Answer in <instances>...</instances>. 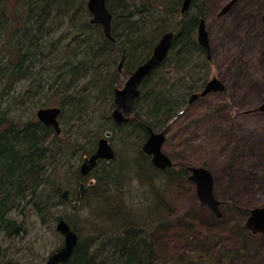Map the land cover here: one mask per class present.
Returning <instances> with one entry per match:
<instances>
[{
  "label": "trees",
  "instance_id": "16d2710c",
  "mask_svg": "<svg viewBox=\"0 0 264 264\" xmlns=\"http://www.w3.org/2000/svg\"><path fill=\"white\" fill-rule=\"evenodd\" d=\"M183 2L106 0L113 16L111 41L101 26L91 23L88 0H0V84H4L0 99L10 98L5 109L0 106V264L45 262L27 254L31 247L12 246L15 240L8 236L18 226L26 234L24 223L32 218L58 235L57 216L79 237L65 264H168L160 254L171 217L166 220L161 215L170 206L161 191L157 194L155 182L158 190L165 183L184 187L190 173L187 155L170 153L174 165L162 170L152 164L142 146L152 131L168 128L210 78L211 63L196 36L209 6L192 0L182 13ZM168 32L174 37L167 58L143 82L128 121L117 125L111 114L114 93L124 85L117 77L124 74L127 79ZM21 83L26 89L14 94ZM27 103L32 111L17 115L13 107ZM50 106L62 110L59 135L31 114ZM107 131L112 133V146L118 147L116 159L101 161L82 176L84 157L96 151L97 136ZM182 146L188 158L199 151L187 140ZM89 180H94L92 186L87 185ZM134 180L146 188L143 196H135L143 199L141 211L146 217L136 215L127 202L126 190ZM81 183L87 186L84 196ZM66 189L69 199L63 200ZM219 200L226 206L224 210L221 206L222 217H215L206 231L229 227L245 238L244 248H248L249 231L242 220L249 210ZM78 211L94 219L95 226L82 221L92 229L85 238L76 220ZM185 223V239L191 238L192 226ZM58 239L50 254L62 246L63 237Z\"/></svg>",
  "mask_w": 264,
  "mask_h": 264
},
{
  "label": "rangeland",
  "instance_id": "374dc122",
  "mask_svg": "<svg viewBox=\"0 0 264 264\" xmlns=\"http://www.w3.org/2000/svg\"><path fill=\"white\" fill-rule=\"evenodd\" d=\"M197 1L205 2L209 6L205 12L207 15L205 26L207 25L213 50L216 51L214 54L216 61L211 64L208 81L218 76L229 85V88L235 86L236 89L230 90L228 94H210L195 102H189L178 118L165 128L168 131V144L163 147V151L166 154L182 152L187 155L186 167H207L214 178V193L218 199L228 202L225 204L230 203L248 210L262 207L264 206V116L261 118L256 115L240 116V114L257 108L264 101V35H259L263 30L259 16L264 2L244 0L228 16L218 19L220 8L227 0ZM249 11L253 12V15L248 14ZM249 45L255 48L254 52H249L247 56L241 55ZM247 59L252 62V67L249 69ZM230 65H233L232 70ZM125 77L124 74H120L117 79L125 82ZM3 87L2 82L0 92ZM25 89L24 83H21L13 93L21 94ZM201 91L200 89L197 92ZM14 96L18 95H13V98ZM9 100L8 96L0 99V106L5 109ZM31 106L27 103L13 108L17 115H22L24 112L26 116L30 110L32 111ZM27 110L29 112H26ZM36 112L37 110L31 114L37 119ZM184 140L189 141L192 146H198V153L188 158L189 154L183 151ZM121 156L123 159L124 154ZM93 184L94 180H89L87 185ZM167 184L165 183L162 189L158 190V182H155L157 194L160 195L161 191L164 201L170 206L161 218L169 220L168 216H170L171 220L177 219L173 222L168 221L171 227L170 229L168 227L169 231L164 235L160 254L168 264H193L187 262L186 257L199 262L195 264H264L263 234L247 233L249 246L244 248L245 238L229 227L215 226L213 228L215 230L207 227L210 230L206 231V226L216 222L215 215L207 206L199 202L195 186L190 181L181 188ZM145 189L134 180L126 190L127 202L132 205L136 215H144V217L146 215L141 211L144 210L143 199H137L135 196H143ZM225 207L222 206V210ZM61 210L70 212V208ZM189 212L191 214L184 220ZM75 213L77 223L80 225L79 229L85 238L92 231L86 223H93L91 225L95 226L94 219L88 213L79 211ZM236 216L232 217L236 218ZM83 219L89 222H82ZM245 221L246 217L242 220L243 224ZM185 222L192 226L194 234L187 239L183 231ZM24 224L27 233L22 232L19 237L14 238L15 241L11 245H19L24 249L31 247L30 250H26L27 254L37 255L46 262L60 235H54L47 227L42 228L35 218ZM227 253H231V257H228Z\"/></svg>",
  "mask_w": 264,
  "mask_h": 264
},
{
  "label": "water",
  "instance_id": "95a60500",
  "mask_svg": "<svg viewBox=\"0 0 264 264\" xmlns=\"http://www.w3.org/2000/svg\"><path fill=\"white\" fill-rule=\"evenodd\" d=\"M192 0H185L183 4V12H185ZM237 0H233L227 7L221 12L224 14ZM88 9L91 14L92 23L99 25L103 28L105 36L113 41L112 37V14L109 12L106 6V0H89ZM174 37L173 32H168L162 36L158 44L155 46L151 57L143 64L137 67V69L130 75L125 82V85L121 89L115 90V110L112 117L117 125L124 124L128 121L126 116L130 115L135 104L136 99L140 95V88L145 79L167 58L169 50L171 48L172 40ZM198 42L203 47L210 59V41L209 35L206 30L205 21L202 20L198 27ZM124 62L121 61L119 65V71H122ZM224 91V85L217 78L210 80L201 94H194L191 97L190 103L198 100L201 97L212 92ZM61 108H42L37 111L38 120L49 127L54 128L57 134L61 133V126L59 117L61 115ZM253 112H264V102ZM250 113V111L248 112ZM166 131L159 133L151 132L150 137L142 146V151L151 156L152 164L159 169H167L172 167L173 163L168 155L162 151V147L166 141ZM112 133L107 132L105 137L99 140L98 148L95 153L83 159L80 165V172L82 176H88L102 160L114 161L116 159V153L112 148L109 139ZM189 171L191 176L189 181L196 187V192L199 201L207 205L208 208L217 216L221 217L219 209L220 202L214 197L213 186L214 179L211 172L205 167H190ZM86 192L85 184L81 185V195ZM63 200L69 198V191H65L62 194ZM57 231L64 236V245L55 251L45 264H65L71 258L74 249L78 243V235L71 229L67 221L59 216L56 217ZM245 227L253 234H264V207H257L250 210ZM21 232V226H18L13 232L9 234V237L18 236Z\"/></svg>",
  "mask_w": 264,
  "mask_h": 264
},
{
  "label": "flooded vegetation",
  "instance_id": "af4514ba",
  "mask_svg": "<svg viewBox=\"0 0 264 264\" xmlns=\"http://www.w3.org/2000/svg\"><path fill=\"white\" fill-rule=\"evenodd\" d=\"M233 0H227V2H225V4L220 8V11H219V13L220 14H218V19H222V18H224V17H226V16H228L231 12H232V10L234 9V8H236L238 5H240L242 2H244V0H237L235 3H232L231 4V6H230V8L224 13V14H222L221 15V12L227 7V5H229L231 2H232ZM263 2H264V0H263ZM262 10V12L260 13V16H259V19H260V21H261V26H262V28H263V30H262V32H260L259 33V35L261 34V35H264V6H263V8L261 9ZM253 12H248V14H252ZM253 15V14H252ZM205 16H207V15H205ZM205 16H204V18H202V19H204V20H206L205 19ZM201 19V20H202ZM201 20H200V22H201ZM200 24V23H199ZM207 26V25H206ZM208 31V30H207ZM208 35H209V32H208ZM258 35V36H259ZM197 36V35H196ZM210 39V38H209ZM214 49V47H213V45H212V43L210 42V59H209V62L212 64V63H215V57H214V54L216 53V51L215 50H213ZM254 50H255V48L254 47H252L251 45H249V46H247L246 48H245V50L244 51H242V53H241V55H245V56H247L248 55V53L249 52H254ZM246 63L248 64V69L250 68V67H252V62H251V60L250 59H247L246 60ZM253 66H254V64H253ZM230 67V70H232L233 69V65H230L229 66ZM213 78H218L220 81H221V83L224 85V91H222V92H213V93H211V94H221V95H224V94H228L229 93V91L230 90H232V89H236V87L234 86L233 88H229V85H227L226 83H225V81H223V80H221L218 76H214ZM232 96V95H231ZM247 111H244V112H242L241 114H240V116H250V115H256V116H259V117H263L264 116V113H258V112H255V113H246Z\"/></svg>",
  "mask_w": 264,
  "mask_h": 264
},
{
  "label": "bare ground",
  "instance_id": "6f19581e",
  "mask_svg": "<svg viewBox=\"0 0 264 264\" xmlns=\"http://www.w3.org/2000/svg\"><path fill=\"white\" fill-rule=\"evenodd\" d=\"M137 100V99H136ZM136 102V101H135ZM115 108H116V106H115V96H114V108H113V110H112V113L111 114H113V111L115 110ZM114 120V119H113ZM115 121V120H114ZM62 131V130H61ZM107 132H111V131H107ZM106 132V133H107ZM106 133H103V134H100L99 136H97L99 139L98 140H101L102 138H104L105 137V135H106ZM190 167H193V166H190ZM189 167V168H190ZM195 167V166H194ZM190 172V171H189ZM191 175H190V173H189V176L188 177H190ZM50 231H52L53 232V230H52V228H49V227H47ZM55 235H56V233L55 232H53Z\"/></svg>",
  "mask_w": 264,
  "mask_h": 264
}]
</instances>
